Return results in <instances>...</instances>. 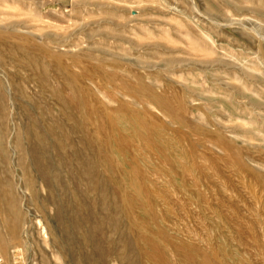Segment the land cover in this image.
<instances>
[{
	"label": "rangeland",
	"instance_id": "obj_1",
	"mask_svg": "<svg viewBox=\"0 0 264 264\" xmlns=\"http://www.w3.org/2000/svg\"><path fill=\"white\" fill-rule=\"evenodd\" d=\"M263 75L264 0H0V264H264Z\"/></svg>",
	"mask_w": 264,
	"mask_h": 264
},
{
	"label": "bare ground",
	"instance_id": "obj_2",
	"mask_svg": "<svg viewBox=\"0 0 264 264\" xmlns=\"http://www.w3.org/2000/svg\"><path fill=\"white\" fill-rule=\"evenodd\" d=\"M248 36H249V33H248ZM250 37L252 38V39H254L255 37L257 38V36H256V34H252V35H250ZM206 38V37H205ZM194 43V42H193ZM206 48V47H205ZM230 53V52H229ZM225 54H226V52H225ZM228 54V53H227ZM231 54H229L228 56H230ZM237 54H235V56H236ZM228 59V58H227ZM236 59V58H235ZM234 59V60H235ZM233 63V62H232ZM239 64H240V62H238ZM223 64H225V63H223ZM233 64H235V63H233ZM250 65H251V62H250ZM225 66V65H224ZM228 66V65H227ZM231 66V65H230ZM244 66V65H243ZM252 66H253V64H252ZM239 69H240V67H238ZM242 68V67H241ZM246 68V67H245ZM249 68H251V67H249ZM243 69H244V67H243ZM253 69V68H252ZM246 69H244V71H245ZM257 70H259V68L257 69ZM247 71V70H246ZM252 71V70H251ZM256 71V70H255ZM253 72V71H252ZM64 73H66V72H64ZM235 73V72H234ZM241 73H242V71H241ZM248 73V72H247ZM260 73H263V72H260ZM258 74V73H257ZM247 75V74H246ZM248 75H252V74H248ZM66 76L69 78L68 80H70L71 81V84H70V81H67L66 83H67V85H69V86H71L72 88H76L77 87V84L76 83H73L74 81H73V78H72V76H71V74L69 73V72H67L66 73ZM66 76H65V79H67L66 78ZM261 76V75H260ZM264 76V75H263ZM250 77V76H249ZM233 78H234V76H233ZM241 78V77H240ZM239 78V79H240ZM253 78H257L256 76H254ZM63 79V81L62 82H64L65 80H64V78H62ZM242 80V79H241ZM41 81V80H40ZM239 81V80H238ZM252 81H255V80H252ZM43 82V81H42ZM65 84V83H64ZM63 84V85H64ZM242 84V83H241ZM254 84V83H253ZM252 85V84H251ZM241 87L243 86V85H240ZM253 86V85H252ZM245 86H243V88H244ZM250 87V86H249ZM67 88V87H66ZM71 88V91L73 90ZM251 88V87H250ZM250 88H249V90H250ZM70 89V88H69ZM247 89V88H246ZM252 89H254L253 87H252ZM261 89V88H260ZM65 90V89H64ZM82 90V89H81ZM245 90V89H244ZM257 90V89H256ZM70 91V92H71ZM246 91H248V89L246 90ZM53 92L56 94V96H58V98L59 99H61V103L62 104H64V103H72V99H70L69 97H62L61 96V94H60V91L59 90H57V89H53ZM75 92V91H74ZM65 93V92H64ZM78 93V92H77ZM250 93H251V91H250ZM254 93V92H253ZM73 94V93H72ZM64 95V94H63ZM70 95V94H69ZM79 95H80V93H79ZM88 95V94H87ZM74 96V95H73ZM258 96V95H257ZM4 97V96H3ZM52 97V96H51ZM90 97V96H89ZM56 98V97H55ZM72 98H74V97H72ZM54 99V98H53ZM57 99V98H56ZM78 99H79V97H78ZM81 99V98H80ZM4 100H6V98L4 99ZM81 101V100H80ZM80 101H78L79 103H80ZM237 101V100H236ZM1 102V101H0ZM77 102V103H78ZM82 102V101H81ZM78 103V104H79ZM85 103V102H84ZM257 103H258V106H259V102L257 101ZM6 104V103H5ZM251 104V103H250ZM73 105H74V103H73ZM80 105V104H79ZM249 105V104H248ZM0 106H1V104H0ZM4 106V105H3ZM63 106V105H62ZM81 106V105H80ZM251 106V105H250ZM254 106V105H253ZM2 107V106H1ZM5 107V106H4ZM4 107H2V108H4ZM77 107V106H76ZM84 107V106H83ZM1 108V109H2ZM6 108V107H5ZM65 108V107H64ZM68 108V107H67ZM81 108V107H80ZM62 109V108H61ZM84 109V108H83ZM104 109V108H103ZM82 111V110H81ZM86 112V111H85ZM105 112V111H104ZM82 113V112H81ZM6 114V113H5ZM71 114V113H70ZM83 114V113H82ZM80 115V114H79ZM5 116H7V115H5ZM81 116V115H80ZM78 117V116H77ZM106 117V116H105ZM108 117V116H107ZM99 118V115H98V117H97V120H99L98 119ZM101 118V117H100ZM52 119V118H51ZM105 119V118H104ZM55 120V119H54ZM68 120V119H67ZM113 120V119H112ZM71 121V120H70ZM69 121V122H70ZM82 121V120H81ZM108 121V120H107ZM114 121V120H113ZM54 122V121H53ZM72 123V122H71ZM75 122H73V124H74ZM86 123V122H85ZM79 124V123H78ZM104 124V123H103ZM109 124H110V122H109ZM115 124V123H114ZM74 125H76V124H74ZM73 125V126H74ZM80 125H82V124H80ZM87 126V125H86ZM70 127H71V125H70ZM31 128V127H30ZM73 129V128H72ZM83 129H84V127H83ZM99 129V128H98ZM104 129V128H103ZM67 130V129H66ZM61 131V130H60ZM63 131V130H62ZM73 131V130H72ZM78 131V130H77ZM84 131V130H83ZM2 132V131H1ZM81 132V131H80ZM91 132V131H90ZM102 132V131H101ZM106 132V131H105ZM15 133H16V131H15ZM67 133H68V131H67ZM71 133V132H70ZM75 133V132H74ZM86 133V132H85ZM111 133V132H110ZM76 134V133H75ZM71 135V134H70ZM83 135H84V133H83ZM88 135V134H87ZM5 136V135H4ZM50 136V135H49ZM81 136V135H80ZM18 137L19 136H15V138H14V142L13 143H16V144H18V142H17V139H18ZM25 137V136H24ZM68 137V136H67ZM83 137V136H82ZM81 137V138H82ZM91 137V136H90ZM19 138H21V137H19ZM91 139V138H90ZM20 140V139H19ZM72 140V139H71ZM76 140H78V139H76ZM85 140V139H84ZM93 140V139H92ZM95 140V139H94ZM93 140V141H94ZM62 141V140H61ZM66 141V140H65ZM86 141V140H85ZM84 141V142H85ZM82 142L83 141H81V144H82ZM97 142V141H96ZM101 142V141H100ZM103 142V141H102ZM101 142V143H102ZM78 143V142H77ZM80 143V142H79ZM87 143H89V142H87ZM94 143V142H93ZM66 144L68 145V143L66 142ZM94 144H96V143H94ZM104 144V143H103ZM14 145V144H13ZM19 145L20 144H18V147H19ZM69 145H72V144H69ZM75 145V144H74ZM73 145V146H74ZM80 145V144H79ZM108 145V144H107ZM80 146H82V145H80ZM87 146V148H88V145H86ZM85 146V147H86ZM93 146V145H92ZM16 147V146H15ZM17 147V148H18ZM22 147V145H20V147H19V149ZM66 147V146H65ZM74 147H76V146H74ZM99 147V146H98ZM43 148V147H42ZM60 148V147H59ZM71 148V147H70ZM25 150V152L27 153V155H28V150H26V148H24ZM84 149V148H83ZM82 149V150H83ZM96 149V148H95ZM15 150V154H16V148L14 149ZM31 150H32V152L34 153L35 151H38V152H41V154L43 155V151H41V149H39L38 147H32L31 148ZM90 150H92V148L90 149ZM117 150H118V148H117ZM63 151V150H62ZM87 151V150H86ZM103 151V150H102ZM101 151V152H102ZM10 152V151H9ZM24 152V153H25ZM93 152V151H92ZM7 153V152H6ZM45 153H46V151H45ZM83 153H85V152H80V151H78V150H76V149H74V148H72L71 149V154H72V158H73V164H74V166H73V169H75V171H76V174L81 178V175H83V174H85V175H89L91 178H93V175H94V177L96 176V173H95V155L94 156H92V155H88L87 153H86V155L85 154H83ZM98 153V152H97ZM23 154V153H22ZM61 154V153H60ZM13 155V154H12ZM26 155V154H25ZM34 155H38V154H34ZM34 155H33V159H34ZM20 156V155H19ZM50 156V155H49ZM110 156V155H109ZM9 157V156H8ZM21 157V156H20ZM69 157V156H68ZM103 157V156H102ZM101 157V158H102ZM10 158H12V157H10ZM23 157H21V159H22ZM30 158H31V151H30ZM72 158H70V159H72ZM97 158V157H96ZM107 158V157H106ZM6 159V158H5ZM20 159V158H19ZM100 159V158H99ZM112 159V158H111ZM65 161V160H64ZM63 161V162H64ZM101 161V160H100ZM109 161V160H108ZM19 162H20V160H19ZM22 162V161H21ZM20 162V163H21ZM66 162V161H65ZM106 162V161H105ZM23 163H24V160H23ZM100 163V162H99ZM103 163V162H102ZM56 164V163H55ZM64 164V163H63ZM98 164V163H97ZM25 165V164H24ZM23 165V166H24ZM52 165V164H51ZM69 165V164H68ZM100 165H102V164H100ZM66 166V165H65ZM70 166V165H69ZM68 166V167H69ZM97 166V165H96ZM47 167V166H46ZM64 167V166H63ZM115 167V166H114ZM59 168V167H58ZM61 168H62V165H61ZM106 168V167H105ZM25 169H26V167H25ZM50 169V168H49ZM60 169V168H59ZM68 169V168H67ZM47 170H48V168H47ZM65 170H66V168H65ZM69 170H70V168H69ZM68 170V171H69ZM35 171V170H34ZM41 171L42 172H44V170L43 169H41ZM67 171V172H68ZM107 171V170H106ZM60 172H61V170H60ZM70 172V171H69ZM68 172V173H69ZM104 173V172H103ZM45 174V173H44ZM43 174V175H44ZM50 174H51V172H50ZM71 174H73L72 172H71ZM109 174V173H108ZM46 175V174H45ZM25 176V175H24ZM51 176V175H50ZM72 176V175H71ZM89 176H88V178H89ZM105 176V175H104ZM103 177V176H102ZM40 178V177H39ZM78 178V177H77ZM96 178H97V176H96ZM44 179H45V181H49V177L48 176H44ZM95 179V178H94ZM26 180H27V183H26V185H27V188L29 189V191H30V195H31V177H27L26 178ZM80 180V179H79ZM90 180L91 179H89V182H90ZM108 180V179H107ZM81 181V180H80ZM84 181H86V179L84 180ZM92 181H96V180H92ZM106 181V180H105ZM112 181H114V180H112ZM33 182V181H32ZM79 181H77V183H78ZM99 182V181H98ZM67 183V182H66ZM93 183V182H92ZM115 183V182H114ZM117 183V182H116ZM52 184H53V182H52ZM52 184H50V185H52ZM99 184V183H98ZM98 184H96V185H98ZM110 184V183H109ZM119 184V183H118ZM41 185V184H40ZM43 185H45V184H43ZM93 185H95V183L93 184ZM34 186V185H33ZM89 186V185H88ZM108 186V185H107ZM119 186V185H118ZM41 187V186H40ZM96 187V186H95ZM117 187V186H116ZM99 188H100V186H99ZM102 189H103V187H102ZM104 189H106V188H104ZM34 192V191H33ZM103 193V192H102ZM37 194V193H36ZM101 195V194H100ZM35 196V195H34ZM103 196H104V194H103ZM108 196V195H107ZM36 197V196H35ZM105 197V196H104ZM104 197H102V198H104ZM38 198V197H37ZM36 200V199H35ZM34 200V201H35ZM99 201V200H98ZM120 201H121V199H120ZM124 202V201H123ZM7 204H6V208H7V212H8V215H9V225H11L10 226V231H12V232H14L15 231V229H16V225H17V220H18V218H19V214H18V212L16 211V208L14 209L13 207H14V200L13 199H9L7 202H6ZM117 203V202H116ZM122 203V202H121ZM115 205H117V204H115ZM128 205V204H127ZM106 206V205H105ZM117 206H119V204L117 205ZM123 207V206H122ZM131 207V206H130ZM109 208V207H108ZM129 208V207H128ZM120 209V208H119ZM122 209V208H121ZM123 210V209H122ZM121 212V211H120ZM74 213V212H73ZM124 213V212H123ZM76 214V213H75ZM36 222H37V220H36ZM40 223V222H39ZM37 224V223H36ZM39 225V224H38ZM76 226V225H75ZM38 227H40V226H38ZM42 230V228H40V231ZM44 230V229H43ZM9 231V232H10ZM44 232V231H43ZM14 235V234H13ZM135 241V240H134ZM135 243V242H134ZM1 244V243H0ZM134 245H136V244H134ZM135 248H137V251L136 252H138V254H142L143 256H145V258H146V260H148L151 264H161V262H160V258L158 257V256H156V255H151V254H146L144 251H143V249H138V247H135Z\"/></svg>",
	"mask_w": 264,
	"mask_h": 264
},
{
	"label": "built area",
	"instance_id": "obj_3",
	"mask_svg": "<svg viewBox=\"0 0 264 264\" xmlns=\"http://www.w3.org/2000/svg\"><path fill=\"white\" fill-rule=\"evenodd\" d=\"M0 261H1V258H0Z\"/></svg>",
	"mask_w": 264,
	"mask_h": 264
}]
</instances>
